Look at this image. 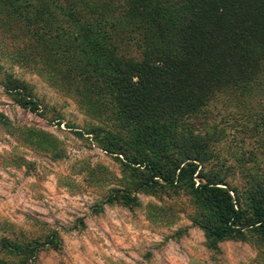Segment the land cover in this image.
Returning <instances> with one entry per match:
<instances>
[{
    "label": "rangeland",
    "instance_id": "rangeland-1",
    "mask_svg": "<svg viewBox=\"0 0 264 264\" xmlns=\"http://www.w3.org/2000/svg\"><path fill=\"white\" fill-rule=\"evenodd\" d=\"M50 11L51 22L69 28ZM6 15L0 6V223L58 243L39 247L35 264H264V233L213 242L203 226L216 219L198 195L182 186L141 187L143 170L102 150L116 126L109 98L86 96L92 84L67 81L60 66L66 54L82 59L81 39L60 36L42 54L50 58L38 59L40 45L21 26L8 27ZM9 79L30 90L37 113L15 103ZM227 101L212 100L196 120L211 140L204 172L219 175L248 206L264 193V124H254L264 121V63L238 105Z\"/></svg>",
    "mask_w": 264,
    "mask_h": 264
},
{
    "label": "trees",
    "instance_id": "trees-1",
    "mask_svg": "<svg viewBox=\"0 0 264 264\" xmlns=\"http://www.w3.org/2000/svg\"><path fill=\"white\" fill-rule=\"evenodd\" d=\"M0 6L8 27L21 26L40 45L42 51H33L38 59L50 58L42 54L60 36L82 40V59L66 54L63 74L78 86L92 84L86 96L109 98L116 126L101 148L129 169L143 170L141 187L182 186L198 195L216 219L203 226L213 242L243 236V230L264 233V193L243 206L219 175L204 172L211 140L196 121L212 100L236 105L257 82L264 63V0H0ZM50 8L69 28L50 21ZM5 90L18 106L39 111L22 82L9 79ZM57 245L52 237L27 238L0 223V264H35L39 247Z\"/></svg>",
    "mask_w": 264,
    "mask_h": 264
}]
</instances>
